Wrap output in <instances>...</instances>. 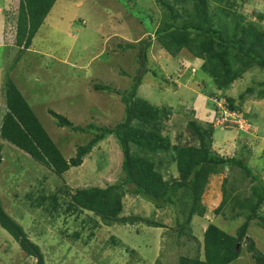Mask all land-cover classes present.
<instances>
[{
	"label": "rangeland",
	"instance_id": "obj_1",
	"mask_svg": "<svg viewBox=\"0 0 264 264\" xmlns=\"http://www.w3.org/2000/svg\"><path fill=\"white\" fill-rule=\"evenodd\" d=\"M18 5L19 0H0L1 104L5 103L6 106L2 88L4 79L9 76L19 85L26 100L33 102L49 133L50 126L44 120L46 112L42 110V105L54 112H61L75 124L116 125L125 118V106L117 90L124 92L132 87L141 68L138 60L142 45L140 41H148L152 37V44L147 48V62L145 60L147 72L143 73L137 95L172 111L164 122L166 128L163 131L170 138L172 146L168 152H160L157 156L161 159L158 158L159 163L164 164L162 171L165 178L176 176L177 147L198 143L188 124L198 121L208 128L207 123H215L219 110L214 107L216 97L209 92L220 91L214 79L204 71L200 70L198 78L193 80L203 60L193 57L186 49L177 58H172L162 50L153 35L163 15L159 1L58 0L27 51L14 44L13 38L7 39L16 21L13 18L8 21L7 16L9 13L16 15ZM211 9L212 12L222 9L226 13L231 12L230 18L242 15L245 22H257L259 27L264 28L263 0H211ZM39 55L44 56L41 58ZM253 69L233 84L228 95L233 96L236 103H242L255 126L249 130L217 128L211 136V147L225 157L244 159L254 171L257 164V169L263 171L255 172L259 181L246 177L236 165L230 169L225 167L220 174H212L202 197V204L207 207L208 213L205 218L209 220L202 223V231L207 224L216 223L233 234L242 223V220H235L240 211L238 208L236 211L232 209L231 205L235 201L227 205L223 212L228 215L233 212L229 220L215 213L222 201L224 184L233 196L239 195L243 199L264 182V96H258L257 86L256 92L246 94L245 99L241 98L248 87L264 80V71L258 67ZM95 84L111 85L115 91L97 90ZM199 91L209 100V114L200 108L196 111L193 106ZM221 100L218 102L222 103ZM5 110V107L0 109V120ZM54 130L52 128L50 133L54 141L64 138V149L55 143L66 156H70V152L73 154L76 143L82 144L92 137L75 133L67 127L58 126V130ZM227 135H232L230 140L233 146L231 144L230 150L223 148L230 140L224 141L223 147L217 144L218 137L225 138ZM80 138L84 140L81 142ZM69 141H72V145ZM6 144H2L3 161L0 166V199L3 208L40 246L47 264H179L180 255L196 254V241L186 234L177 237L179 226L175 224L174 216L181 212L180 207L158 210L154 204L137 195L129 193L124 197L126 216L167 221L170 228L166 229L151 227L145 220L108 225L95 215L96 221L90 218L93 215L89 211H66L68 195L60 193L62 188H66L65 184L73 188L107 186L108 183H120L124 179L123 153L114 134L95 146L81 166L72 167L63 176H58L50 168L46 170L47 165L18 148L13 152L14 148ZM54 193L60 199L58 212L62 215L58 219L49 218L43 211ZM42 195L45 196L46 204L38 206L37 201ZM32 201L44 208H32ZM200 221L195 222L199 238L201 233L197 230L201 228ZM251 229L250 235L256 247L264 253V230L258 225L251 226ZM247 252L242 251V257L232 264H256ZM0 264H37V259L27 255L1 225Z\"/></svg>",
	"mask_w": 264,
	"mask_h": 264
},
{
	"label": "trees",
	"instance_id": "obj_2",
	"mask_svg": "<svg viewBox=\"0 0 264 264\" xmlns=\"http://www.w3.org/2000/svg\"><path fill=\"white\" fill-rule=\"evenodd\" d=\"M57 1L19 0L16 15L9 13L7 16L8 21L12 18L16 20L7 39L13 38L14 44L27 51ZM158 1L163 15L161 24L153 35L162 50L172 58H177L178 54L186 49L193 57L203 60L193 80L198 78L200 70L210 75L220 91L209 92L216 97L215 101L225 99L230 110L242 113L254 126L248 110L242 103H236L235 98L228 95V91L247 72H252L253 68L258 67L264 71V28L259 27L257 22H245L242 15L230 18L231 12L226 13L224 9L212 12L211 0ZM180 5L181 7H178ZM140 43L142 45L138 59L141 65L139 74L128 91L117 90L125 106V118L122 122L113 126H100L95 123L75 124L65 115L50 111L59 126L67 127L78 134L92 135L85 143L75 144L76 153L72 158L68 160L60 151L20 88L9 76L4 79L7 111L0 127V138L47 165L58 176H63L72 167L81 166L94 146L114 134L123 153L124 179L120 183H108L107 186L73 188L65 184L66 188H62L60 193L64 192L69 197V199L66 197L67 212L89 211L108 225L128 220H145L151 227L170 228L167 221L134 219L126 216L124 197L130 193L154 204L159 210L166 207L181 208V212L175 213L174 216V222L179 226L177 237L181 238L186 234L188 238L196 241L198 248L195 255L189 253L180 255L179 264H232L241 257L242 251H248L256 264H264V253L256 247L253 238L248 237L249 229L253 225H258L264 230V182L260 183L259 189L253 188L252 194L243 199H240L239 195L233 196L232 191L225 188L224 184L222 201L215 213L230 219L233 212L229 215L223 212L227 205L235 201L231 205L232 209L240 210L235 219L241 218L242 223L234 234L216 223L207 225L202 240L198 235H194L196 233L193 234L194 216L202 217L203 223L207 214L202 197L212 174H220L225 167L235 165L246 177L254 181H259L258 174H255L244 159L225 157L212 150L211 136L217 128H227L215 126L213 122L207 123L208 128H204L198 121H191L188 128L198 143L177 147L175 157L177 176L165 178L162 171L164 164L159 163L160 157L157 154L171 149V140L163 131L166 128L164 122L172 111L168 107L156 106L137 95L143 73L147 72L145 60L147 62V48L152 44V37ZM43 56L39 55L41 58ZM254 85L248 87L241 98L245 99L246 94L256 92L257 86L258 96H264V80ZM94 88L105 92L115 91L113 86L105 84H95ZM214 107H217V103ZM2 147L0 144V166L3 159ZM57 195L54 193L45 209L38 207L45 206L44 195L37 201L38 206L32 201L31 207L41 208L49 218L58 219L62 214L58 212L60 199ZM89 217L96 221L93 216ZM0 225L20 244L27 255L37 259V264H47L40 246L33 242L23 227L6 212L1 199Z\"/></svg>",
	"mask_w": 264,
	"mask_h": 264
},
{
	"label": "crops",
	"instance_id": "obj_3",
	"mask_svg": "<svg viewBox=\"0 0 264 264\" xmlns=\"http://www.w3.org/2000/svg\"><path fill=\"white\" fill-rule=\"evenodd\" d=\"M76 64V63H75ZM72 65V64H71ZM77 68V67H76ZM1 79V78H0ZM3 85H4V81H3ZM19 86V85H18ZM0 87H1V81H0ZM3 87V86H2ZM23 88V87H22ZM21 90V89H20ZM2 91H3V88H2ZM1 92V91H0ZM23 93V92H22ZM42 102H43V100H42ZM0 104H1V102H0ZM29 104L32 106V108L34 109V111H35V113L37 114V116H38V118L40 119V121H41V123L43 124V126L48 130V127L46 126V124H45V122L41 119V117H40V115L36 112V110H35V108H34V106H33V102H31L30 100H29ZM47 104V103H46ZM208 104H209V100H206L205 99V95H203V94H198L197 96H196V98H195V100H194V105L193 106H195V109H196V111L198 110L199 111V108L201 109V110H203V112L205 111V110H207V114H209V113H211V111L207 108V106H208ZM192 106V107H193ZM5 107V103L3 104H1L0 105V109L1 108H4ZM48 107V106H47ZM45 109V112H46V114H44L43 115V117H44V120L47 122V124L50 126V133L52 134V132H51V130H52V128H54L55 130H58V124H57V120L55 119V118H53L52 117V115H50V113H49V108H46V107H44L43 105H42V110H44ZM193 109V108H192ZM53 110V109H52ZM57 113H60V114H62L61 112H57ZM0 116H1V114H0ZM55 120V121H54ZM97 125H99V124H97ZM101 126V125H100ZM257 127H258V131H260V128H259V126L258 125H256ZM54 130V131H55ZM49 132V131H48ZM233 135V134H232ZM232 135H230V136H226L225 138H223V137H218L217 138V144L219 145V146H222L223 147V143H224V141H229L230 139H231V137H232ZM52 136V135H51ZM242 136H243V134H242ZM53 137V136H52ZM62 140H64V138H62V139H60V140H56L55 139V141H56V143L58 144V145H60L63 149L65 148V141H62ZM79 141H81V139H79ZM83 141V140H82ZM81 141V142H82ZM5 141H3L1 138H0V144L2 145L3 143H4ZM85 143V142H84ZM62 144H64V147H63V145ZM69 144H71L72 145V141L70 142L69 141ZM99 144V143H98ZM97 144V145H98ZM231 144H232V146H233V143H231V140L228 142V145L227 146H224L223 148L226 150H230L231 149ZM6 145H9V146H12V145H10L9 143H7ZM97 145H96V147H97ZM72 147V146H71ZM95 146H94V148L93 149H95L96 148ZM11 148H14L13 149V152H14V150H17L14 146H12ZM76 149V148H75ZM62 151V150H61ZM64 152V151H63ZM75 152H76V150L74 151V149H73V154H72V152H70L71 153V155L70 156H66V154H65V152H64V154H65V157L67 158V159H70L72 156H74L75 155ZM260 155V154H259ZM236 157V156H235ZM260 156H258V158H259ZM259 159H263V158H259ZM255 163V162H254ZM260 163V162H259ZM258 163V164H259ZM257 164H256V166H255V172L257 173V170H260V172H262L263 170L261 169V168H258L257 169ZM254 170V169H253ZM177 176V175H176ZM221 199V198H220ZM210 210L208 209V212H209ZM126 214V213H125ZM91 215H93V214H91ZM206 215H208V213L206 214ZM93 217H94V215H93ZM97 219V218H96ZM202 219V217H200V216H197V215H195L194 216V218H193V221H192V231H193V234L194 233H196V234H194V235H198V233L196 232V229H195V222L196 221H199V220H201ZM227 219V218H226ZM227 220H229V219H227ZM235 220H238V219H235ZM239 220H241V218H239ZM204 221H209V220H206V218L204 217ZM209 223V222H208ZM200 225H201V228L200 229H198L197 231H200V240H202V238H203V232L205 231V229H206V227H205V229L202 231V227H204L203 226V224H202V222L200 221ZM208 225V224H207ZM251 228L249 229V235H250V232H251ZM163 231V230H162ZM234 234V233H233ZM199 236V235H198ZM251 236V235H250ZM160 240H162V238L160 237ZM242 257V256H241ZM240 257V258H241ZM239 260V259H238Z\"/></svg>",
	"mask_w": 264,
	"mask_h": 264
},
{
	"label": "built area",
	"instance_id": "obj_4",
	"mask_svg": "<svg viewBox=\"0 0 264 264\" xmlns=\"http://www.w3.org/2000/svg\"><path fill=\"white\" fill-rule=\"evenodd\" d=\"M221 101L222 103H219L218 100L216 101L219 111L214 123L215 126L224 128L233 127L239 130H249L252 127L250 122L243 116L242 113L230 110L226 105L225 99Z\"/></svg>",
	"mask_w": 264,
	"mask_h": 264
},
{
	"label": "clouds",
	"instance_id": "obj_5",
	"mask_svg": "<svg viewBox=\"0 0 264 264\" xmlns=\"http://www.w3.org/2000/svg\"><path fill=\"white\" fill-rule=\"evenodd\" d=\"M5 108H6V110H5V113H4V115L6 114V111H7V106H5ZM50 111L51 110H49V113H50ZM52 111H54V110H52ZM4 115H3V117H2V119L0 120V124L2 125V121H3V118H4ZM37 115V114H36ZM50 115H52L51 113H50ZM53 116V115H52ZM40 120V119H39ZM58 123V122H57ZM1 125H0V127H1ZM58 126H59V124H58ZM255 126V125H254ZM253 125H252V127H254ZM61 127V126H60ZM47 130V129H46ZM48 131V130H47ZM50 134V133H49ZM50 136H51V134H50ZM51 138H52V136H51ZM53 139V138H52ZM3 140V139H2ZM54 140V139H53ZM3 141H5V140H3ZM5 142H7V141H5ZM55 142V141H54ZM7 143H9V142H7ZM10 144V143H9ZM56 144V143H55ZM11 145V144H10ZM13 146V145H12ZM57 147L59 148V146L57 145ZM60 149V148H59ZM60 151H61V149H60ZM23 152V151H22ZM62 152V151H61ZM24 154H26V155H28V156H30L29 154H27V153H25V152H23ZM63 153V152H62ZM76 153V152H75ZM31 157V156H30ZM73 157V156H72ZM71 157V158H72ZM33 158V157H32ZM36 160V159H35ZM69 160V159H68ZM3 161V160H2ZM38 161V160H37ZM41 163V162H40ZM47 169H49V167L48 168H46V170ZM159 210V209H158ZM249 237V236H248Z\"/></svg>",
	"mask_w": 264,
	"mask_h": 264
}]
</instances>
